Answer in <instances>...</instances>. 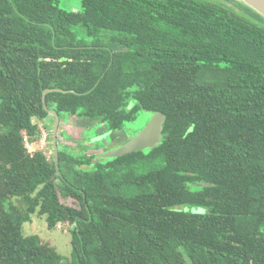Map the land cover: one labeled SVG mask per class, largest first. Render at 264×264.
Returning a JSON list of instances; mask_svg holds the SVG:
<instances>
[{"label":"trees","instance_id":"1","mask_svg":"<svg viewBox=\"0 0 264 264\" xmlns=\"http://www.w3.org/2000/svg\"><path fill=\"white\" fill-rule=\"evenodd\" d=\"M77 1L0 0V264H64L23 236L34 213L69 226L70 264H264V18L238 0ZM49 89L47 109L113 132L161 112L163 140L60 149L56 170L25 143Z\"/></svg>","mask_w":264,"mask_h":264},{"label":"rangeland","instance_id":"2","mask_svg":"<svg viewBox=\"0 0 264 264\" xmlns=\"http://www.w3.org/2000/svg\"><path fill=\"white\" fill-rule=\"evenodd\" d=\"M236 1H230L228 3L229 6L236 7ZM60 7L69 11L81 10L80 4L77 0H65L60 4ZM150 118L151 115L149 113L139 112L134 122L126 123L120 131L117 130L115 132H111L108 130L106 124L90 121L89 123L88 120L82 119L79 121L75 117L66 115L61 118L62 122L57 134L58 146L65 148L67 151L75 154L76 156L81 154H85L86 156L96 155L99 151L102 153V151L107 149L109 146L121 142L122 138L125 140H127V138L130 139L136 134L135 132H138L146 125ZM50 120L51 117H48L47 120L40 123L42 134L39 140L35 141L34 144L27 142L26 146L30 151L41 150L50 159H52L53 153L51 145ZM115 133H119L120 135ZM61 202L69 206L76 205V203L71 199L61 198ZM22 234L23 236H39L43 243L55 248L57 253L63 257L64 264L71 263L72 248L69 226L57 225L55 229H48L45 216H39L38 213H34L30 216V221L23 224Z\"/></svg>","mask_w":264,"mask_h":264},{"label":"water","instance_id":"3","mask_svg":"<svg viewBox=\"0 0 264 264\" xmlns=\"http://www.w3.org/2000/svg\"><path fill=\"white\" fill-rule=\"evenodd\" d=\"M249 8L257 12L264 18V0H238ZM60 91L55 89L45 90L42 94V101L44 109L53 118V125L51 129V145L52 153L54 156V164L56 170H58V146H57V130L59 124V117L53 110H49L45 104V96L48 92ZM151 118L146 125L138 131L137 134L126 140L124 143L102 152L98 157L100 159H113L127 154H131L138 151H144L147 149H153L162 142L163 124L165 123V116L161 112L149 113ZM205 185V184H204Z\"/></svg>","mask_w":264,"mask_h":264},{"label":"flooded vegetation","instance_id":"4","mask_svg":"<svg viewBox=\"0 0 264 264\" xmlns=\"http://www.w3.org/2000/svg\"><path fill=\"white\" fill-rule=\"evenodd\" d=\"M63 1H65V0H62V2ZM61 2V3H62ZM71 12H74V13H76V12H78V11H71ZM126 102H127V100H126ZM155 113V112H154ZM50 116V115H49ZM71 117H75L77 120H79V121H81V118H77L76 116H74V115H70ZM165 116V115H164ZM59 117V116H58ZM48 118H46L45 120H47ZM44 120V121H45ZM82 120H88V122L90 121L89 119H82ZM165 121H166V117H165ZM53 118L51 117V120H50V123H51V126H50V128L52 129V125H53ZM61 122H62V119H61V117H59V124H58V130H59V128H60V125H61ZM91 122V121H90ZM89 122V123H90ZM163 126H164V124H163ZM108 128V127H107ZM58 130H57V134H58ZM109 130V129H108ZM110 131V130H109ZM140 131V130H139ZM111 132H113V131H111ZM115 132V131H114ZM136 134L138 133V132H135ZM115 134H118V135H120L119 133H115ZM127 140H128V138H127ZM162 140H163V132H162ZM115 145H116V143H115ZM57 146H58V138H57ZM114 145H111V146H109L107 149H105L104 151H107V150H109L110 148H112ZM61 146H58V153H59V148H60ZM61 149H65V148H63V147H61ZM66 150V149H65ZM104 151H102V152H104ZM99 153H101V151H99L96 155H91V156H97ZM135 153V152H134ZM81 155H85V154H81ZM128 155V154H127ZM125 156V155H124ZM53 159H54V156H53ZM205 184V183H204ZM204 184H202V185H204Z\"/></svg>","mask_w":264,"mask_h":264},{"label":"built area","instance_id":"5","mask_svg":"<svg viewBox=\"0 0 264 264\" xmlns=\"http://www.w3.org/2000/svg\"><path fill=\"white\" fill-rule=\"evenodd\" d=\"M41 134H42V132H41ZM45 137V136H44ZM28 142V140L25 138V143H27ZM29 143V142H28ZM32 144H34V143H32ZM27 147V146H26ZM28 151L30 152V153H32V152H34V151H30L29 149H28ZM36 151V150H35Z\"/></svg>","mask_w":264,"mask_h":264}]
</instances>
